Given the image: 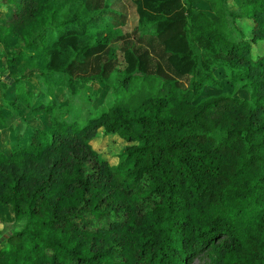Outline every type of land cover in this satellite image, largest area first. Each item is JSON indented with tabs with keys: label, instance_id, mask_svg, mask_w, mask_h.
Wrapping results in <instances>:
<instances>
[{
	"label": "trees",
	"instance_id": "obj_1",
	"mask_svg": "<svg viewBox=\"0 0 264 264\" xmlns=\"http://www.w3.org/2000/svg\"><path fill=\"white\" fill-rule=\"evenodd\" d=\"M200 1L133 0L148 47L123 49L114 101L80 118L64 116L54 84L76 92L89 70L103 77L99 7L2 0V71H17L8 103L48 118L0 147V209L23 221L0 241V264H191L213 246L218 264H264V0ZM215 67L247 96L195 102ZM35 68L55 94L38 104ZM5 121L0 98V134ZM100 128L131 142L129 166L98 156Z\"/></svg>",
	"mask_w": 264,
	"mask_h": 264
},
{
	"label": "rangeland",
	"instance_id": "obj_2",
	"mask_svg": "<svg viewBox=\"0 0 264 264\" xmlns=\"http://www.w3.org/2000/svg\"><path fill=\"white\" fill-rule=\"evenodd\" d=\"M234 2L235 0H229L231 6ZM1 3L2 0H0ZM96 5L99 8L94 13V17H96L98 22L102 23L104 31L109 34V47L111 50L108 53H104L99 60L100 65L104 68L102 78L96 77L92 79L85 77L86 75L92 76L94 71L89 70L84 77L75 78L76 92L72 91L73 87L71 86L66 85L64 88V85L55 82L57 83L54 84L57 88L56 104L63 109L64 116L66 117L78 115L80 118H85L97 109L111 104L115 99V91L111 82L118 80V74H121L125 64L123 49L129 47L136 52H140L148 47L146 39L141 36L140 30L137 27L138 17L133 0H92V8H95ZM199 5L206 9L212 8V5L206 0L200 1ZM16 73L17 71L12 68L2 71V55H0V82L2 85L0 98L3 101L4 113L6 115L5 125L1 129L0 134V147L7 151H10L13 142L17 140L23 142L25 140L29 124L45 122L48 118L47 114L43 111H29L28 108L22 107L17 112L9 105L8 101L14 96L12 76ZM31 74L32 84L37 88L33 104H38L43 99L46 100L55 96L54 93L47 92L46 83L42 76L38 74L36 68ZM214 75L217 82H206L194 98L195 102L220 93L238 94L239 96L246 95V91H236L234 89V86L227 80V73L223 68L215 67ZM186 81L184 79V82ZM134 129L138 130V125H135ZM89 142L96 150L98 156L106 159L113 169L126 167L132 163L126 153V146L131 142L124 139L117 132L107 133L104 129L100 128L97 134L90 138ZM132 142L138 144L139 140ZM0 216L6 221V229L0 233L1 241L9 234L11 228L20 227L23 221L7 215L4 209H0ZM218 262V249L213 246L198 251L194 255L191 264H218Z\"/></svg>",
	"mask_w": 264,
	"mask_h": 264
}]
</instances>
